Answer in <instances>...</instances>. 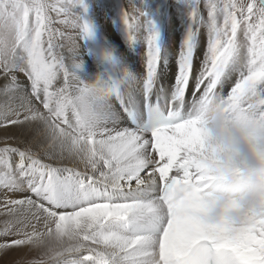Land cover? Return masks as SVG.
<instances>
[{
    "label": "snow or ice",
    "instance_id": "6c2138e0",
    "mask_svg": "<svg viewBox=\"0 0 264 264\" xmlns=\"http://www.w3.org/2000/svg\"><path fill=\"white\" fill-rule=\"evenodd\" d=\"M94 8L113 10L0 0V264L21 248L38 252L26 264H264V203L235 222L200 209L222 149L185 112L189 88L234 78L229 100H254L264 118V0H127L114 6L124 45ZM167 12L173 24L184 13L171 54ZM125 45H143L139 75ZM93 65L110 103L83 82Z\"/></svg>",
    "mask_w": 264,
    "mask_h": 264
},
{
    "label": "bare ground",
    "instance_id": "6f19581e",
    "mask_svg": "<svg viewBox=\"0 0 264 264\" xmlns=\"http://www.w3.org/2000/svg\"><path fill=\"white\" fill-rule=\"evenodd\" d=\"M180 24L181 23L175 24L174 26L166 24V27L162 28L164 42L170 54L174 51L175 46L179 44V38H180L181 33L183 32V26ZM100 32L105 34V38H107V36H110L111 39H113L116 43L120 45H124V40L122 39L121 33L119 30H100ZM71 35H74V33H72ZM77 42L82 44V42L80 41H77ZM123 48L126 53L125 58L128 61V67H129L128 70L133 72L135 75H139L141 71V67H142L141 66V56L143 55V45H140L136 50H128L126 45L123 46ZM63 51H64L65 57H68L69 55L68 49L63 50ZM202 53H203V48H201L200 52L197 53L198 57L202 58ZM169 62L170 64L173 65L172 70L174 71L175 68H174V56L173 55H170ZM91 71L92 72H85V74H83L82 76L85 86L92 93V95L96 97L99 101L103 103H110L111 99L104 100L99 95H97V93L99 92H102L105 90H111L112 85H111L108 75L104 72L103 68L98 69L96 68L95 65H93V68L91 69ZM121 71H123V69ZM165 71L167 72L168 69H165ZM233 83H234V78L233 80L226 82L223 85V87L217 88L207 95L201 92L200 95L191 96L192 89L189 88L188 90V100H187V107L185 109V112L186 114L191 113L192 116L198 118L202 122V126L207 130L210 136H211V132L209 128V123L213 119L212 110H213V107L216 105H219L222 108V110L226 113L228 119H233L238 116H249L256 122H264V118H262L260 109L256 106V102L254 100L247 99V98H242L241 100L236 101V102H232L229 100L227 92L230 91V88ZM134 86L135 84L133 83V87ZM223 134L225 136H231L232 130L225 127L223 129ZM212 143L220 147L222 151L220 152L221 160L214 169L213 174L215 176V179L212 181L210 185H207L204 188L203 190L204 197L200 200V209L203 212H205L207 217H208V213L214 207L219 206L222 208L224 212H228L235 206V202L233 200H230V199L220 200L218 199L216 195V190L221 180L223 179L225 161L229 159V153L220 144L215 143L213 141ZM227 170L232 175H237L239 171L236 168H228ZM226 220H229V219H227L226 216H221L217 218L216 220H211V221L215 222V221H226ZM20 250L16 252H20ZM22 250H24V248ZM34 251L35 250H33L32 253Z\"/></svg>",
    "mask_w": 264,
    "mask_h": 264
},
{
    "label": "clouds",
    "instance_id": "9594fccd",
    "mask_svg": "<svg viewBox=\"0 0 264 264\" xmlns=\"http://www.w3.org/2000/svg\"><path fill=\"white\" fill-rule=\"evenodd\" d=\"M97 95L109 100L112 91L105 90ZM212 117L209 123L211 139L229 153L216 195L220 200H233L235 206L228 212L214 207L208 219L226 216L235 222L264 203V122H256L249 116L228 119L219 105L213 107ZM225 127L232 130L231 136L223 134ZM228 168L238 169V174L232 175Z\"/></svg>",
    "mask_w": 264,
    "mask_h": 264
},
{
    "label": "rangeland",
    "instance_id": "374dc122",
    "mask_svg": "<svg viewBox=\"0 0 264 264\" xmlns=\"http://www.w3.org/2000/svg\"><path fill=\"white\" fill-rule=\"evenodd\" d=\"M105 2L108 3L109 5L113 6V10L108 11L107 9L101 10L99 8H94V13L96 14V16H95L96 24L98 26H100L99 27L100 30H118V28L116 26L117 13L114 10V6L117 4H125L126 5L127 0H105ZM183 16H184V13L178 12L177 16H176L175 24L181 23L180 25L183 26ZM166 24L171 25V26L175 25V24H173V21H172L171 12H167L164 14V19L162 21V28L166 27ZM65 31L69 35L74 33V30L72 31V29H66ZM62 43L64 45L66 44L63 50L68 49V47L70 46L68 40H64V41H62ZM63 54H64V51H63ZM22 249L20 250V252L14 251L13 253H11L8 257H6V260L9 261L10 264H11V262H16V261H19L20 264H26L27 261L38 258V252L36 250L32 253L33 250L29 251V249H27V248H24V250H22Z\"/></svg>",
    "mask_w": 264,
    "mask_h": 264
}]
</instances>
